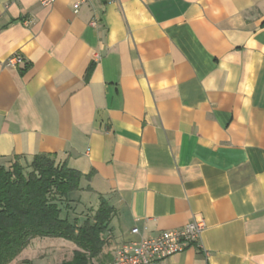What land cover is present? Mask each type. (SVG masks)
<instances>
[{
  "label": "crops",
  "instance_id": "obj_1",
  "mask_svg": "<svg viewBox=\"0 0 264 264\" xmlns=\"http://www.w3.org/2000/svg\"><path fill=\"white\" fill-rule=\"evenodd\" d=\"M72 2L0 0V159L51 155L112 207L93 264L194 220L162 264H264V0Z\"/></svg>",
  "mask_w": 264,
  "mask_h": 264
},
{
  "label": "trees",
  "instance_id": "obj_2",
  "mask_svg": "<svg viewBox=\"0 0 264 264\" xmlns=\"http://www.w3.org/2000/svg\"><path fill=\"white\" fill-rule=\"evenodd\" d=\"M81 178L48 154L29 162L19 156L0 159V264L11 263L35 238H59L75 246L71 258L59 264H93L106 246L114 210L100 199L92 218L70 219L68 196L79 190Z\"/></svg>",
  "mask_w": 264,
  "mask_h": 264
},
{
  "label": "built area",
  "instance_id": "obj_3",
  "mask_svg": "<svg viewBox=\"0 0 264 264\" xmlns=\"http://www.w3.org/2000/svg\"><path fill=\"white\" fill-rule=\"evenodd\" d=\"M56 0H38L42 6H49ZM91 1H99L104 4L117 3L119 0H73L72 10L77 13L79 9ZM96 20L90 23L94 26ZM98 59L97 55H94ZM23 63L19 55L10 56L4 66L17 68ZM203 220H194L181 228L165 230L155 236L140 237L137 241L124 243L115 249L111 264H162L166 259L184 252L196 244L205 229ZM132 235H139L137 228L131 230Z\"/></svg>",
  "mask_w": 264,
  "mask_h": 264
},
{
  "label": "rangeland",
  "instance_id": "obj_4",
  "mask_svg": "<svg viewBox=\"0 0 264 264\" xmlns=\"http://www.w3.org/2000/svg\"><path fill=\"white\" fill-rule=\"evenodd\" d=\"M70 195L73 198L77 197L78 191L71 192ZM77 201L78 198H74L70 203L71 207L74 206L72 212H70V219H73V216L78 217V221L81 223L84 218H92L95 208L79 206ZM74 248L75 246L72 243L63 239L35 238L9 264H59L71 258Z\"/></svg>",
  "mask_w": 264,
  "mask_h": 264
}]
</instances>
